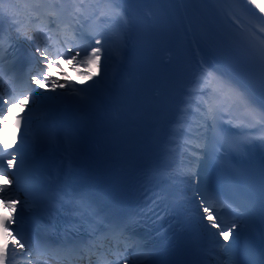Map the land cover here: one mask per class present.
I'll list each match as a JSON object with an SVG mask.
<instances>
[{
    "label": "snow or ice",
    "instance_id": "snow-or-ice-1",
    "mask_svg": "<svg viewBox=\"0 0 264 264\" xmlns=\"http://www.w3.org/2000/svg\"><path fill=\"white\" fill-rule=\"evenodd\" d=\"M114 4L113 12L116 15H123L119 10V5L116 0H111ZM258 9L257 13L255 10ZM228 27L223 30H217L209 27L201 34V40L208 43H216L217 50L222 52L226 59L234 60L242 69L254 73L261 86L264 89V23L253 24L250 17H255L261 22H264V3L258 0H232V7L228 9ZM3 13L0 12V15ZM190 26L195 28L194 21H190ZM33 40L34 51L38 54V58L43 65L42 71L37 72L30 77L29 91H26L11 100H5L0 96V126L11 129L13 136L16 135L17 130L21 128V121H24V142L19 148L10 151L14 145L7 139H0V176H12L14 179H8L7 184H0V201L3 202V208L9 210L11 213L17 211V206L21 204L20 196L17 195L21 188V174L24 173L27 153L25 152V145L28 142V130L32 126V112L36 110L37 106L43 102L50 110V115L59 112L64 105L79 108L81 105H86L91 108L95 105L98 97L94 96L96 84H89L87 88L78 87L74 80L65 79L63 82L57 79L52 74L54 67L61 69V75L68 76L66 71H63L61 60L66 59L68 65L74 68L77 74L80 70L78 64H82L88 68V71L83 73L86 80H92L94 76H100V69L103 68L104 75L107 74L108 60L110 59L109 49L104 45L108 43L107 39L96 38L92 44H80L74 39L71 42H65L67 47L57 52H50L48 47L41 46L36 42L35 37H27ZM103 58V60H102ZM2 63V60H0ZM96 68L93 72L92 69ZM96 83H99L97 81ZM200 88V93L205 97L203 101V108L200 112L199 121H191L195 125V131L201 132V129H207L200 135H193L189 133V139L196 141L195 144H187L186 146L193 152L203 151L207 155V149L214 141V127L217 116V106L209 102V98L213 95H220L228 99H236L241 102L250 112H256L255 102L249 95L246 88H244L238 81L229 77L225 73L216 72L203 73L200 78L194 82ZM34 85V87H32ZM84 95H81V94ZM28 100L31 104V111L28 115L14 117L15 123L9 126L8 118L12 115V104H19L22 108H28L29 105L24 101ZM6 105V107H5ZM83 110V108H80ZM264 139V137H262ZM69 143L71 147L77 146V139L75 136L69 135ZM218 148H223L224 144L216 142ZM246 147V144H236V149L240 150ZM5 156H10V159L5 160ZM19 156V167L16 168L14 162ZM223 158V157H221ZM199 161V156L196 157ZM246 170L241 169L239 176H244ZM168 174L167 169H157L155 176L162 178ZM184 175L190 186L192 193L189 203L194 206L193 211L197 214V222L210 235L218 236L222 239L217 243H224L230 240L235 233V238L231 243L224 244L225 250L233 254L234 264H247L246 261L240 259V253L233 248L240 239L241 231L244 223L242 222L243 212H241V205L238 204L237 198L234 196H225L218 193L208 184L206 176L198 169L189 167ZM261 183L264 185V166L260 170ZM15 183V187L12 185ZM36 191L34 186L29 183L25 191ZM63 196H57L53 199L60 205L55 209L58 215L63 216L65 220L64 230L66 232H76L82 228L88 229V240L70 241V242H51L48 240H41L34 242L26 233L19 227L16 228V234H13V226L17 225V219L13 215H5L0 213V264H7L10 249L9 238L12 241L11 252L15 253L17 250H23L24 255L29 259L31 264L32 248L34 244L39 248L42 254L56 253L60 255L76 256L85 251H96L97 248L102 247V241L107 239H123L125 233L129 232L137 223L140 222L139 217L130 216L119 222L108 221L102 217L95 206L88 200L80 198L79 202H75V198L64 190H59ZM161 197H157L152 202V206L146 210L155 214L157 203ZM33 200V203H36ZM25 205L28 200L23 201ZM233 205H236L233 207ZM225 209L228 211L226 212ZM21 214L24 208H20ZM226 215H235L237 219L227 220ZM159 218V217H158ZM100 229H103L101 231ZM216 231L213 232L212 230ZM19 237V238H17ZM131 239V237H128ZM23 241V242H22ZM99 241L100 243H95ZM92 242V243H90ZM106 255V253H105ZM111 264H129L127 259L117 260ZM144 264H151L150 261Z\"/></svg>",
    "mask_w": 264,
    "mask_h": 264
},
{
    "label": "bare ground",
    "instance_id": "bare-ground-1",
    "mask_svg": "<svg viewBox=\"0 0 264 264\" xmlns=\"http://www.w3.org/2000/svg\"><path fill=\"white\" fill-rule=\"evenodd\" d=\"M102 1L105 2L106 11L108 13L114 15L117 18V22L119 23L118 25H115L116 26L115 28L110 26L111 28L107 30L106 38L101 37L102 40L107 39V41H108V43L105 44L104 47L109 49V52L110 51L114 52V54L109 59L110 64H109V67L107 68V70H109V72H107L106 75L95 76V79H93L91 81H87L83 76V73H85V70H86L85 68L83 69V67H85L84 65H82V64L77 65V67L80 70V74H77L76 70L74 68H72L70 65H68L67 60L60 62L63 65V71H66L68 73L67 78L63 77L62 80L70 78V80H74L77 82L78 87H84V88H87V86L89 84L95 83L96 84V87L94 90V96L95 97H98V93L100 91H109L108 85L111 83H114L115 80L121 79V77L124 76V74L122 72V67L129 60V53L131 52V45H132V42L134 39L133 28H132V25H130V23H131L130 12L127 10L125 0H116V4L119 5L120 12L123 13L122 16L116 15L113 12L114 4L111 2V0H102ZM226 2H227L228 9L230 7H232V0H226ZM258 2L264 3V0H258ZM44 4L46 5L45 12L51 11L54 6L58 7L59 9L61 8V6L57 2V0H47L44 2ZM255 11L257 13L259 12L258 9H256ZM260 15H264V14H260ZM250 19L254 25L264 23V22L259 21L255 17H250ZM22 21H23V19H21L19 21V23H21ZM107 22H108V20L104 21V23H107ZM23 25L26 26L25 29L27 27L29 28V26L31 25V22L25 21ZM113 25H114V23H112V26ZM32 28L35 29V27H32ZM32 28H30V29L32 30ZM36 33L42 37H45L44 30L39 28V27H38V30L36 31ZM64 38H65V34H64V36L63 35L61 36L60 40L63 41ZM57 41L58 40L54 41L53 47L56 45ZM46 43H50V42L47 41ZM57 46H60V43ZM42 67H43V65H42ZM212 72H216L217 74L225 73L223 70L218 68L211 60L206 58L199 51L196 44L193 43L191 46V53H190V57L188 60V64L185 68L183 79H182L183 84L186 85L185 89L182 91V95H183L182 103L185 104L188 102V100H190V89L192 87L196 86L194 84V82L200 78L201 74L212 73ZM52 74L57 76V78H58L59 75H61V69L54 67L52 69ZM56 74H58V75H56ZM97 81H99V83H96ZM3 87L5 88L6 92L11 93L12 95L19 92L16 88L13 89L11 86H8V85L3 86ZM249 95L253 98V101L255 102V106L257 109L256 112L255 113L250 112L242 103L240 106V111L246 112V113H244V115H248V118H249V115L254 116L257 119V125L260 128L259 132L262 133V132H264V108H262L258 104L256 98L253 95H251L250 93H249ZM24 103L28 104L30 106V102L28 100H26ZM98 106H99V104H98V99H97L94 106H92L91 108H88L85 105L84 110H82L79 113L74 112V107H70L69 105H64L60 109L59 112L55 113L54 117H55L56 121L59 122V128H60L61 135H62L60 141L62 142L64 140V137H65V140L69 139V135H72V136H75L77 139V142H78L77 146L79 144L82 146L83 143H81V142L83 140V137H82V133H81V127H87L90 125L94 113L98 110ZM13 108L15 110H26L27 109V108H22L21 105H15ZM189 123H190V120L187 119L185 124H189ZM76 147L74 149H72L71 152H69L68 156H66L65 159L67 161H72L73 157L78 154ZM256 148H257V145H255L252 148L251 152H249V153H245L243 151L238 152L237 154L233 155V158L239 164H244V163H248L251 161H257L258 162L264 158V147H263L262 153H260V154H256V152H255ZM89 150H90V146L85 145L84 150L80 151V153H85ZM62 151L64 152V148L62 149ZM99 162H101V160H99ZM101 165H103V164L101 163ZM159 169H161V168H159ZM59 172L62 173L63 171L61 172L59 170ZM97 173H98V177H104L102 169H99L97 171ZM166 176H167V178L172 177V172L168 171V174ZM106 177L109 178L108 175H106ZM177 182H178L177 184L179 186H182V187L187 186V183L185 181L184 182L183 181H177ZM0 184H4V182L1 179H0ZM186 201H187V204L189 206H193L189 203V200H186ZM1 202L2 201H0V203ZM25 210L26 209H24V211ZM190 212L192 214V218L195 221H197L196 217H194V215H193V213H195L193 211V209H191ZM18 214L21 215V212H20V210L17 209L16 215H18ZM249 216H250L249 213L243 214L242 222L245 223L248 220ZM18 219H20V217ZM18 219H17V223L20 222V220H18ZM15 228H16V225L13 226V229H15ZM208 235L210 236L211 240L214 239V237H215V236L210 235V234H208ZM233 237H234V233H233ZM233 237L230 238V240L227 242L217 243V241L222 239V238L216 236L215 241L211 242V244H220L219 246H221L223 244V247L221 246L222 250L219 252V254H220L219 258H224L225 260L228 259L229 254L225 250L224 244L231 243V240L233 239ZM123 247H124L123 244H120V245H116V246L110 248L104 244L102 247H100L96 251V253H99L103 256H107V255H110L113 253H120L122 251ZM18 251H19L18 255L21 256L22 255L21 250H18ZM214 251H216V250H214ZM214 251H210V252H214ZM105 253H106V255H105ZM55 262H56L55 260L45 261L46 264H54ZM92 262L93 261L90 259V260H86L83 264H92ZM218 263H219V261L216 264H218Z\"/></svg>",
    "mask_w": 264,
    "mask_h": 264
},
{
    "label": "rangeland",
    "instance_id": "rangeland-1",
    "mask_svg": "<svg viewBox=\"0 0 264 264\" xmlns=\"http://www.w3.org/2000/svg\"><path fill=\"white\" fill-rule=\"evenodd\" d=\"M108 54L111 56V54H113V52L110 51ZM108 65H109V62H108ZM95 70H96V68H93V69H92L93 72H94ZM86 71H88V68H87ZM100 72H101L102 75H104V70H103V68L100 69ZM107 72H108V70H107ZM93 79H94V77H93ZM93 79H92V80H93ZM59 80H61V79H59ZM62 81H63V80H61V82H62ZM80 108H83V110H84L85 105H81L79 108L74 107V112H77V113L81 112L82 110H80ZM196 215H197V214H196Z\"/></svg>",
    "mask_w": 264,
    "mask_h": 264
}]
</instances>
